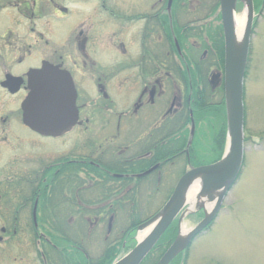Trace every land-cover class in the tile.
<instances>
[{
    "label": "flooded vegetation",
    "instance_id": "1",
    "mask_svg": "<svg viewBox=\"0 0 264 264\" xmlns=\"http://www.w3.org/2000/svg\"><path fill=\"white\" fill-rule=\"evenodd\" d=\"M129 1L0 0V264H29L30 248L33 264H93L92 225L107 218L109 236L126 205L136 215L143 190L158 191L178 161L190 168L207 111L221 115L219 0L213 24L206 0ZM43 63L66 72L76 96V119L56 135L23 120L27 76ZM74 131L79 151L30 156L29 133L58 142Z\"/></svg>",
    "mask_w": 264,
    "mask_h": 264
},
{
    "label": "rangeland",
    "instance_id": "2",
    "mask_svg": "<svg viewBox=\"0 0 264 264\" xmlns=\"http://www.w3.org/2000/svg\"><path fill=\"white\" fill-rule=\"evenodd\" d=\"M125 1L131 2L129 0ZM190 1L194 3L196 0ZM193 3L189 4V6L194 5ZM217 3L218 0H206V6L210 8V10L206 8V12L202 13L206 17V24H213V22L216 21L214 18L215 12L212 10ZM254 4L253 24L249 37L248 54L243 77V159L241 169L235 183L225 195L214 220L190 243L186 250L174 258L179 260V262H175L174 264H264V0H257V5ZM65 5L68 6V13L70 14L74 5ZM236 14L244 15L245 17V6L240 1H238L236 5ZM190 17L192 18V16H189V18ZM65 21L66 19H64L62 23H65ZM82 26L83 30H86V21ZM212 27L207 28V30H209L208 32L212 31ZM65 42L64 39L62 47H64L66 51H71L72 49L74 51V45H71L70 42ZM106 47L107 45H103L100 41V46H98L97 50H104ZM222 50L224 70V35L221 52ZM127 96L128 95H126V100ZM222 105L221 115L212 117L213 112L207 111V118L196 129L195 137L189 148L190 156L194 155V152H196L195 156L197 159L194 162H212L220 153L221 156L224 153L226 133L222 152L217 144L218 142L215 141V135L220 130L221 125L223 123L226 125L224 100L222 101ZM89 129L96 131L97 126L89 127ZM184 130L183 133H176L178 136L184 135L183 144L179 146L180 143L176 141H174L173 144L172 142L169 144L172 145L174 149L180 148L181 150L186 145L187 131L186 128ZM78 132L79 131H74L69 138L58 142L53 140L33 139L32 137L34 136L29 133V146L27 148L30 156L35 155V157H37L38 151H41L47 156L46 161L48 163L62 152H69L74 149L79 151L80 147L83 145V135L80 132L78 134ZM77 134L80 135V137H78ZM76 135V139H73V136ZM24 150L27 149L25 148ZM18 152L21 154V147L18 149ZM191 166L193 165L190 163V167ZM187 169L188 166L186 162L178 161L173 170L169 171V173H171L169 179H166L163 185L158 186V191L143 190L140 196L141 211L138 210V212H140L138 217L141 216L140 218L144 219L145 217L148 218L153 216L170 197L178 178L182 175L183 171ZM196 186L198 187V185ZM197 189V194H199V188ZM199 200L205 201V204L210 207V209L212 208V203H209L206 199L200 198ZM194 206L193 209L188 211L190 206L189 203L186 204L182 211L184 212V216L180 222V226L178 219L172 223L176 226V236L180 233L179 229L181 224L189 231L204 217V213L207 211L206 208L204 206L201 208L196 205ZM106 219L107 218L101 219V222L93 224L91 228V235L89 238L90 245L88 248L90 249L89 254L93 257L92 259L94 261L97 260L98 256L100 257L103 254V248L108 241L111 239H115L116 241L119 240V233L128 224L126 223V218L117 219L113 223L110 235L105 236L107 228ZM64 225L66 226L67 224ZM75 227L76 223L72 228L75 229ZM87 228L88 224L84 223L83 231L86 232ZM137 235L138 234L135 233V243ZM105 237L106 239L104 240ZM47 240L52 244H54V242L57 244V239L53 240L47 237ZM66 243L72 245V242L67 241ZM32 249L30 248L29 264H33V260H35L34 250ZM123 255L124 252H121L117 259ZM181 256L182 262H180Z\"/></svg>",
    "mask_w": 264,
    "mask_h": 264
},
{
    "label": "water",
    "instance_id": "3",
    "mask_svg": "<svg viewBox=\"0 0 264 264\" xmlns=\"http://www.w3.org/2000/svg\"><path fill=\"white\" fill-rule=\"evenodd\" d=\"M238 1L245 6V29L239 44L234 29ZM219 6L224 35V153L217 162L188 169L179 178L160 210L137 226L136 233L147 231L146 235L140 240L137 239L136 245L129 252L111 264H141L176 219L180 226L184 216L182 211L188 203L186 193L190 186L196 183L199 188L197 198L206 199L212 203V208L205 211L204 217L191 230L185 234L179 233L156 263L170 264L214 220L225 195L239 175L243 159V77L254 10L252 0H219ZM27 81L29 94L23 104L25 124L45 135H56L69 127L77 115L75 91L67 73L43 63L40 69L29 72Z\"/></svg>",
    "mask_w": 264,
    "mask_h": 264
},
{
    "label": "trees",
    "instance_id": "4",
    "mask_svg": "<svg viewBox=\"0 0 264 264\" xmlns=\"http://www.w3.org/2000/svg\"><path fill=\"white\" fill-rule=\"evenodd\" d=\"M253 4L257 5V0H253ZM222 106H221V110H222ZM225 133H226V125L225 123H223L220 127V130L215 135L216 137L215 141L218 142L217 144L221 152H222L223 145H224ZM194 153H193L194 155L190 156V162H189L193 165V167L207 165V164L216 162L217 160L221 158V153H220L216 158L212 160V162H209V161L194 162L197 159V157L195 156L196 152ZM131 209L134 210V207L132 206L128 207L126 205L124 208V213L127 215L126 223L128 224L123 229L124 232L119 238V240L116 241L115 239H111L110 241H108L106 246H104L103 248V254L100 257L98 256L97 260L95 261L93 260V264H111L115 260H117L118 255L121 252H124V254H126L135 246L136 243L134 241V236H135V231H136L137 226L150 217L148 218L145 217L144 219H141L140 218L141 216L138 217L140 212L136 213V215L131 214L129 211ZM138 210L141 211V206L139 207ZM175 237H176V226L172 224L164 232V234L161 236V238L159 239L155 247L147 255V257L142 261L141 264H156L160 256L165 252L166 248L175 239ZM54 244L56 245V242H54ZM76 261H77V264H84V262H82L80 255H78V258ZM175 262H179V260L174 259L171 264H174ZM180 262H182V256H181Z\"/></svg>",
    "mask_w": 264,
    "mask_h": 264
},
{
    "label": "bare ground",
    "instance_id": "5",
    "mask_svg": "<svg viewBox=\"0 0 264 264\" xmlns=\"http://www.w3.org/2000/svg\"><path fill=\"white\" fill-rule=\"evenodd\" d=\"M244 24H245V17L244 15H234V29H235V38L237 43L239 44L242 38V33H243V29H244ZM197 184L193 183L188 192L186 193V200L189 203V210L193 209L196 206H204L206 208V210L208 211L210 209V207H208L205 204V201L203 200H199L197 198V193H198V187L196 186ZM187 232V230L185 229V226L183 224H181V228H180V233L181 234H185ZM147 231H143L138 233L137 235V239L140 240L142 239L145 235H146Z\"/></svg>",
    "mask_w": 264,
    "mask_h": 264
}]
</instances>
